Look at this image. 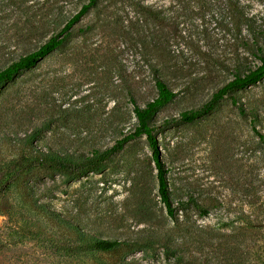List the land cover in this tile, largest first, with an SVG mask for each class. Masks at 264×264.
Listing matches in <instances>:
<instances>
[{
	"label": "rangeland",
	"instance_id": "1",
	"mask_svg": "<svg viewBox=\"0 0 264 264\" xmlns=\"http://www.w3.org/2000/svg\"><path fill=\"white\" fill-rule=\"evenodd\" d=\"M88 2L0 0V70L58 35ZM261 58L264 0H99L58 50L0 86V168L50 150L87 155L113 147L135 130V104L152 101L162 78L176 98L151 126L175 215L161 200L143 136L100 175L23 174L0 202V264H180L164 246L179 244L183 233L185 260L210 230L255 227L261 241L264 79L193 123L181 120ZM200 208L209 215L200 216ZM58 216L85 235L121 244L79 253L85 239Z\"/></svg>",
	"mask_w": 264,
	"mask_h": 264
},
{
	"label": "trees",
	"instance_id": "2",
	"mask_svg": "<svg viewBox=\"0 0 264 264\" xmlns=\"http://www.w3.org/2000/svg\"><path fill=\"white\" fill-rule=\"evenodd\" d=\"M88 1L67 22L58 35L50 38L38 50L20 57L19 60L0 70V86L12 82L18 75L34 68L41 60L58 50L65 43L73 27L80 22L99 0ZM260 60V65L248 70L243 75L235 76L232 81L219 89L212 99L201 108L183 112L181 120L185 123H193L210 114L221 101L232 93L246 90L260 83L264 79V58ZM155 89L156 96L152 101H149L144 107L135 104L133 111L137 119L135 130L118 140L113 147L105 151L95 149L87 155L64 154L50 150L47 153H42L38 158L21 159L19 162L14 163L13 166L0 168V202L2 196L19 181L21 176L33 168L48 169L68 177L69 180L86 177L89 174L100 175L104 172L107 162L114 155L121 152L129 142L145 136L149 142L152 160L158 172L157 179L161 200L166 206L167 214L173 217L175 215V208H173L168 191L167 172L151 123L157 113L176 98V93L162 78H156ZM234 104L235 106L237 105L236 102ZM238 112L239 115L244 116L246 109L238 107ZM27 140L30 141V137ZM41 211L47 213L46 207L41 206ZM199 211L200 216L206 217L209 215V211L206 209L200 208ZM57 220L60 224L68 227L70 230H74L77 234L79 232L81 237L85 239L86 244L78 249L79 253H108L121 244L118 240L101 239L96 236L85 235L79 226L60 216H58ZM260 230L255 227L238 228L236 231H225V233L210 230L209 236H198L197 240H195V245H190L196 253L192 256L191 260H185V258L179 255V252L186 251L189 246V240H187V235L184 233L182 234V241L179 244H177L178 241H174L172 244L168 242V245H165L164 249L167 254L171 253V256L175 257L180 264H214V262L221 264H264V237H262L261 241L254 239L255 236L260 234ZM198 253L201 256H198Z\"/></svg>",
	"mask_w": 264,
	"mask_h": 264
}]
</instances>
